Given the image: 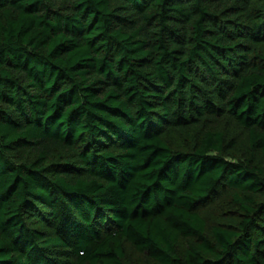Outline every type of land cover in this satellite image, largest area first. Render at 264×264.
<instances>
[{"label": "trees", "instance_id": "1", "mask_svg": "<svg viewBox=\"0 0 264 264\" xmlns=\"http://www.w3.org/2000/svg\"><path fill=\"white\" fill-rule=\"evenodd\" d=\"M127 246L264 264V0H0V264Z\"/></svg>", "mask_w": 264, "mask_h": 264}, {"label": "rangeland", "instance_id": "2", "mask_svg": "<svg viewBox=\"0 0 264 264\" xmlns=\"http://www.w3.org/2000/svg\"><path fill=\"white\" fill-rule=\"evenodd\" d=\"M216 125L224 129L230 138H234L239 148H244L247 142L246 133L241 128L237 127L230 120L217 121ZM170 139L175 147L187 148L190 143V137L184 134H172ZM232 205L226 199L219 198L215 201H210L202 208L204 215L209 223H215L233 215ZM126 260L130 264H149L147 257L133 249L131 246L126 248Z\"/></svg>", "mask_w": 264, "mask_h": 264}]
</instances>
